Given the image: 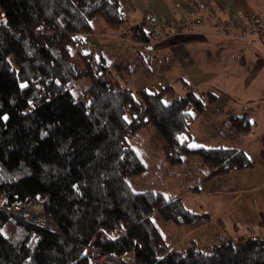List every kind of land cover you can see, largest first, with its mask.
<instances>
[{"label": "trees", "instance_id": "1", "mask_svg": "<svg viewBox=\"0 0 264 264\" xmlns=\"http://www.w3.org/2000/svg\"><path fill=\"white\" fill-rule=\"evenodd\" d=\"M126 21L119 0H0V206L33 198L58 230L0 211V264H91L90 244L135 264H264V236L170 250L159 223L181 232L210 216L178 196L133 190L130 179L147 170L133 140L147 126L173 167L196 156L213 177L253 162L244 149H188L181 140L192 128L190 110L203 113L216 94L168 99L173 87L143 88L137 100L103 54L83 52L84 34L117 31ZM147 29L129 33L146 44ZM231 122L239 134L252 130L247 116Z\"/></svg>", "mask_w": 264, "mask_h": 264}, {"label": "crops", "instance_id": "2", "mask_svg": "<svg viewBox=\"0 0 264 264\" xmlns=\"http://www.w3.org/2000/svg\"><path fill=\"white\" fill-rule=\"evenodd\" d=\"M119 1L126 12L125 25L117 31L84 34L82 50L85 54L92 51L103 54L120 83L124 81V86H128L133 82L139 85L137 91L145 88L149 93H156L173 87L174 98L180 90L184 94L188 91L202 95L214 93L217 99L208 102L203 113L195 109L190 110L193 121H204L203 132L213 134L214 130L220 127L230 128L226 135L230 139L227 145H230L233 141L232 134L237 132L230 124L231 119L247 116L253 123L254 119L259 121L263 133L261 137L252 139L251 144L261 140L264 143V41L256 34L245 35L239 29H223L219 26L221 23L240 24L253 14L264 16V0ZM183 20H200L202 25L183 29L180 26ZM143 24L148 28L147 32L151 33L149 43L138 42L130 46L123 42L124 36L129 37L131 28ZM153 25L159 27L154 29ZM97 35H101L99 40ZM141 74L145 78L144 82ZM138 79L140 81H137ZM209 144L202 137L192 134L188 139L187 148H229L222 143H219V146ZM244 150L250 154L248 148ZM257 150L261 151V155L264 153V148L259 147ZM189 159H195L201 169L206 168L196 156H190L177 168H183ZM207 170L199 183L215 177H209ZM250 181L249 187L230 188L213 193L214 196L226 194V197H222L225 204L219 211H227L248 193L254 195L235 210L238 220L234 221L232 217L229 221L237 231L253 230L259 224L260 215L264 213V195H256L260 188H264V177L260 176V182L253 179ZM185 191L168 194L180 197L187 206L184 198L198 194L200 188L189 186ZM217 198L211 199L205 210L200 212L208 214L211 220L178 236L172 234L170 250L179 248L178 244H185L183 241L190 237L192 238L189 242L195 241L199 244L195 235L207 229L210 222H215L216 212L211 213L208 208L216 203ZM173 231L175 232L174 229L172 233Z\"/></svg>", "mask_w": 264, "mask_h": 264}, {"label": "rangeland", "instance_id": "3", "mask_svg": "<svg viewBox=\"0 0 264 264\" xmlns=\"http://www.w3.org/2000/svg\"><path fill=\"white\" fill-rule=\"evenodd\" d=\"M154 28V25H153ZM114 31V30H113ZM129 34V37L124 36L125 39H123V42H125L127 45L130 46L132 44H138L136 40H134L133 36ZM258 36V35H257ZM97 39L101 37V35H97ZM260 39V37L258 36ZM128 46V47H130ZM114 74H116L114 72ZM142 75V74H141ZM143 76V75H142ZM117 77V74H116ZM121 78L122 76L119 75ZM141 78L140 76H138ZM137 81H140L139 79ZM135 80V82H137ZM145 81V78L143 76V82ZM124 81H121V84H123ZM127 85V84H126ZM130 88H132L135 91V98L139 100V96L137 94V89L139 85H136L135 83L131 82L128 85ZM177 96H182L184 93L180 90L177 92ZM168 99L174 98V93L169 94ZM233 120V119H232ZM255 123L252 122V130L248 134L240 135L238 132L232 134L233 141L230 143V145H227L230 142V139L227 138L226 135H228V130L230 128L221 129V127L218 130H214L213 134H205L203 131V120H197L195 119L192 121V128L189 132L184 133L181 135V140L183 142H186L192 134H196L197 136H200L204 139L205 142H208L209 146H219V143L223 144L225 147L229 148H248L250 154L249 156L253 160V166L251 168H244L239 169L233 172H230L226 175H219L215 176L213 178H210L204 182L199 183L200 178L205 174V169H201V167L197 164V161L195 159H189L185 162L183 168H177L171 166L165 159L163 155V148L165 146V143L162 139V137L159 135V133L152 128L151 126H147L143 129L142 132H140L135 138L136 140L133 141V146L137 150L138 154L141 156L142 160L145 162L147 166V170L145 174L133 177L130 179V184L134 191L136 192H143L147 191L149 189H155V190H161L165 193H172L177 194L181 190L183 192H186L185 190L189 186L199 187L200 192L198 194H191L190 196H186L184 198L187 206L189 209L195 211V212H202L205 210L207 203L211 201L214 197H218L215 204H213L208 209L211 210V213L216 212V215H214L215 222H210L209 227L200 233L195 235V238L199 242L201 246L207 245L209 243L219 241L220 239H224L227 236H232L238 240L242 238H247L250 236H257V234H263L264 235V228H262L259 224L256 226L253 230H246L243 229V231H237L236 228L233 226V224H230V219L233 217L234 221L238 220V217L236 218L235 210L237 207L241 206L244 201H247L249 198L254 197L253 194H246L241 199L236 202V205L229 208L227 211H219L220 208H222L223 204H225V201L222 197H226V194H221L214 196L213 193H220L222 190L225 191V189L230 188H245L249 187V184L251 183L250 179L255 180L256 182H260V176L264 177V153L261 155V151L257 150L259 147L264 148V143L259 141V143H252V139H256L257 136L261 137L263 133H261V124H259L258 120H255ZM230 124L233 126L232 122L230 121ZM257 130H256V126ZM225 128V127H224ZM231 136V135H230ZM250 140V143H249ZM158 166V168H157ZM209 169L207 170V174ZM3 182V179L0 176V183ZM264 187V186H263ZM173 190H176L175 192ZM257 196H263L264 195V188H260L256 192ZM1 204V202H0ZM226 209V208H225ZM34 213H36L38 210L34 207L33 209ZM217 213H219L217 215ZM229 215H232L229 217ZM211 220V219H210ZM209 220V221H210ZM220 223V224H217ZM224 223H226L224 225ZM259 223H260V217H259ZM55 225V224H54ZM160 229L164 232V234L168 236L169 242H172V234L174 235H180L186 231V229H183L181 232L177 229H174L172 225H165L162 223H159ZM175 230V232L172 230ZM12 230V226L9 225L5 229V234H9ZM189 231V230H188ZM187 231V233H188ZM187 235V234H186ZM185 235V236H186ZM188 238V237H187ZM192 237L186 239L183 241L185 243L184 245L188 246L191 244L190 239ZM197 243V242H196ZM183 245V244H182ZM180 243L178 246H182Z\"/></svg>", "mask_w": 264, "mask_h": 264}, {"label": "built area", "instance_id": "4", "mask_svg": "<svg viewBox=\"0 0 264 264\" xmlns=\"http://www.w3.org/2000/svg\"><path fill=\"white\" fill-rule=\"evenodd\" d=\"M200 25H202L200 20H183L180 23V26L183 29H192L193 27ZM219 26L223 29H239L245 35L256 34L260 37V39L264 40V16L261 15L253 14L240 24L221 23ZM157 27H159V25H154V29ZM34 207L38 210L36 213L33 211ZM0 211L58 233V230L51 218L42 213L41 204L33 198H28L23 204H13L11 207L0 206ZM42 219H48L52 223V226L46 225L42 222ZM85 249L86 255L91 264H135L107 255L94 244L85 246Z\"/></svg>", "mask_w": 264, "mask_h": 264}, {"label": "bare ground", "instance_id": "5", "mask_svg": "<svg viewBox=\"0 0 264 264\" xmlns=\"http://www.w3.org/2000/svg\"><path fill=\"white\" fill-rule=\"evenodd\" d=\"M42 222H44L46 225L52 226V223L48 219H42Z\"/></svg>", "mask_w": 264, "mask_h": 264}, {"label": "snow or ice", "instance_id": "6", "mask_svg": "<svg viewBox=\"0 0 264 264\" xmlns=\"http://www.w3.org/2000/svg\"><path fill=\"white\" fill-rule=\"evenodd\" d=\"M23 87V86H22Z\"/></svg>", "mask_w": 264, "mask_h": 264}]
</instances>
